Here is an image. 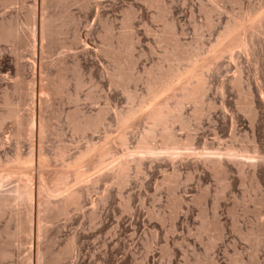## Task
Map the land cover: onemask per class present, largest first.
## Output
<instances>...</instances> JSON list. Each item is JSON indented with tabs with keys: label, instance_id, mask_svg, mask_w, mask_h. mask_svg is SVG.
<instances>
[{
	"label": "rangeland",
	"instance_id": "374dc122",
	"mask_svg": "<svg viewBox=\"0 0 264 264\" xmlns=\"http://www.w3.org/2000/svg\"><path fill=\"white\" fill-rule=\"evenodd\" d=\"M0 25V264H264V0H0Z\"/></svg>",
	"mask_w": 264,
	"mask_h": 264
},
{
	"label": "bare ground",
	"instance_id": "6f19581e",
	"mask_svg": "<svg viewBox=\"0 0 264 264\" xmlns=\"http://www.w3.org/2000/svg\"><path fill=\"white\" fill-rule=\"evenodd\" d=\"M14 30L12 29V27H3L2 25H0V40H6L7 38H9L12 34H13ZM16 116V113L14 112V110H10L9 113L6 115V117L8 118H14ZM5 117L0 118V120H3ZM34 123L31 121V125H33ZM40 128V126H39ZM17 169V174L20 177H23L24 180H29V174L28 173H24L20 168H16ZM43 186V184H42Z\"/></svg>",
	"mask_w": 264,
	"mask_h": 264
}]
</instances>
